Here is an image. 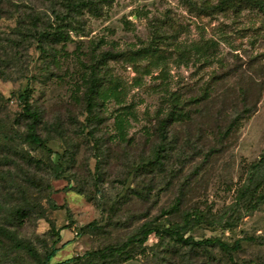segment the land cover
<instances>
[{
    "label": "rangeland",
    "instance_id": "374dc122",
    "mask_svg": "<svg viewBox=\"0 0 264 264\" xmlns=\"http://www.w3.org/2000/svg\"><path fill=\"white\" fill-rule=\"evenodd\" d=\"M72 1L81 5L68 37L42 52L32 28ZM93 70L105 90L95 118L84 96ZM25 88L48 149L25 139ZM172 108L182 116L168 127L164 166L134 171ZM263 153L264 0H0V225L43 255L54 221L51 264L121 243L147 222L222 214ZM184 234L248 237L237 258L264 264V203L233 227ZM186 250L151 235L127 256L68 264H225L215 250ZM0 264L36 261L0 234Z\"/></svg>",
    "mask_w": 264,
    "mask_h": 264
},
{
    "label": "trees",
    "instance_id": "16d2710c",
    "mask_svg": "<svg viewBox=\"0 0 264 264\" xmlns=\"http://www.w3.org/2000/svg\"><path fill=\"white\" fill-rule=\"evenodd\" d=\"M224 0H221L223 2ZM80 1H72L66 5V12H57L53 22L44 24L40 27H33L31 34L36 38L38 46L42 52L46 51L49 45L57 43L68 37L67 31L72 26V21L76 19V14L79 12ZM86 3H84L85 5ZM88 5V4H86ZM105 60V55L101 56L100 62ZM102 75L93 70L86 83L84 91L86 108L88 115L95 118L96 106L100 104V97L104 96V88L100 84ZM32 90L25 88L19 92L21 101L22 116L27 120L25 139L32 146L48 149L47 141L39 134L38 127L42 121V112L38 107L31 102ZM102 100V99H101ZM182 113L176 112L175 109H170L162 117L159 118L157 127V136L159 142L156 145L154 154L149 158H141L134 165V171H152L155 167L162 169L164 166L163 158L169 151L168 130L169 125L179 120ZM28 182L39 184L33 177L28 176ZM20 198L23 203V208L29 206V200L22 191ZM264 203V153L261 157L254 161L248 170V175L245 182L238 189L235 201L222 214H209L204 211L196 210L183 214L180 223L170 222L168 225L157 224L152 222L144 223L140 229L134 234L127 237L121 243L107 245L103 248L88 250L83 255H76L63 261H58L53 264H68L75 260L88 258L93 260L106 261L119 256H127L138 246L143 245L151 235H155L160 239L168 238L181 246H186L188 254L199 250L205 251L209 256L215 250L223 259L225 264H243L237 258V253L242 249L243 242L248 237H238L232 242L224 240L219 236L202 237L196 239L192 235H185L184 232L194 224H203L206 226H221L222 228H230L237 224L242 215L248 214L260 208ZM180 205V199L175 201L172 209L176 210ZM19 210L17 209L16 212ZM23 212V211H22ZM49 230L51 236L56 238L52 247L48 248L43 255L37 249L30 245H25L19 242L14 234L8 229L0 225V234L7 236L15 247L23 248L36 261V264H51L53 257L56 255V242L60 240L59 228L56 227L54 221L48 219ZM96 226L95 223H91Z\"/></svg>",
    "mask_w": 264,
    "mask_h": 264
}]
</instances>
